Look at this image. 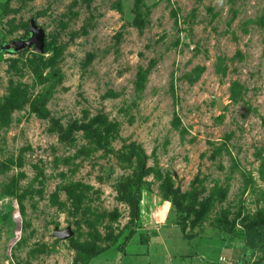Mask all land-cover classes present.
Masks as SVG:
<instances>
[{"label": "rangeland", "instance_id": "1", "mask_svg": "<svg viewBox=\"0 0 264 264\" xmlns=\"http://www.w3.org/2000/svg\"><path fill=\"white\" fill-rule=\"evenodd\" d=\"M142 218L264 264V0H0V264L111 258Z\"/></svg>", "mask_w": 264, "mask_h": 264}, {"label": "crops", "instance_id": "2", "mask_svg": "<svg viewBox=\"0 0 264 264\" xmlns=\"http://www.w3.org/2000/svg\"><path fill=\"white\" fill-rule=\"evenodd\" d=\"M143 222L113 258L101 260L99 257L103 254H99L86 264H95L97 260L101 261L99 264H228L224 258L212 253L217 249L210 247L204 239L185 237L171 222L163 220L154 225L145 219ZM133 243L140 244L141 249H130Z\"/></svg>", "mask_w": 264, "mask_h": 264}, {"label": "water", "instance_id": "3", "mask_svg": "<svg viewBox=\"0 0 264 264\" xmlns=\"http://www.w3.org/2000/svg\"><path fill=\"white\" fill-rule=\"evenodd\" d=\"M31 36L28 40L24 42H17L15 43V46L17 48H28L32 46L33 52L40 54L43 52V33L42 31L34 26L33 24H30L28 27ZM215 104L217 109L221 108V104L218 98L215 99ZM52 236L59 239V240H67L71 237V231L68 227L58 230L54 229L52 232Z\"/></svg>", "mask_w": 264, "mask_h": 264}, {"label": "trees", "instance_id": "4", "mask_svg": "<svg viewBox=\"0 0 264 264\" xmlns=\"http://www.w3.org/2000/svg\"><path fill=\"white\" fill-rule=\"evenodd\" d=\"M38 77H40V73H38ZM139 192V190H138ZM141 201V198H140ZM139 201V204H140ZM134 205L137 207V203L134 202ZM141 206V205H140ZM141 210V209H140ZM141 212V211H139ZM177 226V225H176ZM178 227V226H177ZM179 228V227H178ZM263 224H259L257 227H247L243 230V239H244V245L250 249L253 250L256 248L258 242L262 239L259 232L262 230ZM180 229V228H179ZM181 231V229H180ZM182 232V231H181ZM183 233V232H182ZM132 237V234L127 236V241ZM141 240V239H140ZM99 253H96L93 255V257L97 256ZM92 257V258H93Z\"/></svg>", "mask_w": 264, "mask_h": 264}]
</instances>
